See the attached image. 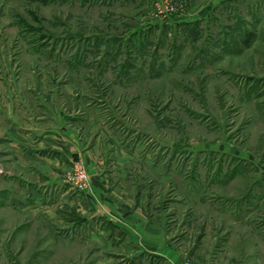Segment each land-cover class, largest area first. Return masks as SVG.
Listing matches in <instances>:
<instances>
[{"label": "rangeland", "instance_id": "obj_1", "mask_svg": "<svg viewBox=\"0 0 264 264\" xmlns=\"http://www.w3.org/2000/svg\"><path fill=\"white\" fill-rule=\"evenodd\" d=\"M17 91L108 123L170 252L70 224L13 155ZM0 98V264H264V0H0Z\"/></svg>", "mask_w": 264, "mask_h": 264}, {"label": "crops", "instance_id": "obj_2", "mask_svg": "<svg viewBox=\"0 0 264 264\" xmlns=\"http://www.w3.org/2000/svg\"><path fill=\"white\" fill-rule=\"evenodd\" d=\"M15 97L8 98L7 107L2 106L3 113L10 116L3 127L8 128L13 155L26 172L44 174L52 184L66 180L69 185L59 192L74 210L68 217L72 226L97 222L100 233H106L117 247L171 251L162 226L152 224L145 212L144 183L134 189L130 182L135 156L120 138L110 137L107 122L88 109L80 117H72L67 108L58 105L54 92L39 99L40 108L27 104L19 91ZM16 105H22L25 114L21 115ZM107 139L114 143L108 153ZM78 163H83L91 175L86 191L76 189L66 178Z\"/></svg>", "mask_w": 264, "mask_h": 264}, {"label": "built area", "instance_id": "obj_3", "mask_svg": "<svg viewBox=\"0 0 264 264\" xmlns=\"http://www.w3.org/2000/svg\"><path fill=\"white\" fill-rule=\"evenodd\" d=\"M0 172H3V168L0 167ZM68 181L73 184V186L80 190L86 191L90 188L91 180L87 167L83 163H79L69 170Z\"/></svg>", "mask_w": 264, "mask_h": 264}]
</instances>
